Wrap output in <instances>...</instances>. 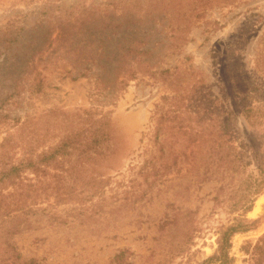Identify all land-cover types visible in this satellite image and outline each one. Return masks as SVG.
<instances>
[{
  "label": "rangeland",
  "instance_id": "374dc122",
  "mask_svg": "<svg viewBox=\"0 0 264 264\" xmlns=\"http://www.w3.org/2000/svg\"><path fill=\"white\" fill-rule=\"evenodd\" d=\"M104 16L118 35L100 33ZM129 18L142 22L140 33L152 36L150 44L162 41L146 61L142 57L134 77L117 84V69L135 65L112 59L126 44ZM98 44L105 45L110 74L97 75L103 62L91 57ZM244 92L264 102V0H0V140L4 131L15 140L26 116L32 126L48 111L52 119L91 112L111 120L118 148L113 160L88 169L75 157L62 160V191L70 190L71 198L62 196L57 205L49 203L52 196L38 200L33 208L46 209L32 217L42 220L21 233L12 232L15 219L0 222V260L3 247L13 255L14 243L53 264H116L111 258L120 250L132 264L202 261L234 215L228 206L242 192L243 178L257 161L264 165V125L253 128L243 117L238 97ZM158 117L167 125L163 142L162 129L155 137ZM227 118L246 162L239 170L238 158L221 164ZM50 130L48 139L57 141V130ZM199 134L201 150L193 145ZM53 171L48 167L45 181ZM96 171L103 181L92 190ZM262 194L264 188L248 217L264 213V200L251 213ZM79 220L107 236L67 228ZM263 232L264 216L254 229L232 236L233 264H243L240 246ZM187 233V250L175 254L173 246Z\"/></svg>",
  "mask_w": 264,
  "mask_h": 264
},
{
  "label": "trees",
  "instance_id": "16d2710c",
  "mask_svg": "<svg viewBox=\"0 0 264 264\" xmlns=\"http://www.w3.org/2000/svg\"><path fill=\"white\" fill-rule=\"evenodd\" d=\"M96 21L98 20L96 19L94 22ZM98 22L101 26L100 33L107 39L110 38L112 34H119L114 24L111 23L110 17L104 16ZM141 23L142 22L139 20L130 18L125 23V28L127 30L125 33V38H127L125 39L126 44L122 45L118 52L114 53L112 59L117 62L123 57V61L128 60L129 62H135V65L134 67L130 66L124 69H117L119 72V76H117V78L119 77V81H117V84L124 83L127 79L134 77L142 57L145 55L144 60L146 61V58L152 54V48L162 41L160 38L154 39L150 44L149 39L152 38V36L147 34V31L145 34L146 36L140 33L142 32ZM119 26L120 24L118 27ZM102 39L103 38H100V41L106 40ZM147 42L149 43L148 45ZM104 53L105 45H96L91 59H95L100 63L103 62L102 66H100L101 70L97 72V75H102V73L110 74L111 72L104 66L106 64V61L102 59L105 56ZM147 69H149L150 73L157 72L151 70L150 67H147ZM147 69H142V72ZM248 95L247 92H244L238 97L241 113L249 125L253 128H260L264 125V102L260 100L250 101L247 99ZM50 113L51 112L48 111L40 120L37 119L32 123V126H30L31 119L29 116H26L21 123L17 125L18 134L15 140L11 138L10 131H4L5 135L0 140V222L3 225L7 221L15 219L13 233H21L24 228L31 225L30 222H32V220H42L41 216L32 217V214L37 213L36 210L42 211L46 209L45 207L33 208V206L38 203V200L42 199V201H49V197L52 196L53 201H49V203L57 205L62 203V196L71 198L66 195L71 193L70 190H67L70 187L69 184L63 185V188L68 192L62 191V160L67 162L75 157L76 160L79 161L80 168L82 169L89 163H95L101 166V164H103L101 162L108 159L113 160L118 150L116 146V135L114 130L112 131L113 127L110 123L111 120L107 116L101 114L98 117H94L93 113L85 112L83 115L72 113L71 116L65 115L63 117L62 115L54 114L52 119V116L49 115ZM0 118H3V116H0ZM3 122V120H0V123ZM40 123L43 124V127L39 126ZM35 124L38 125L35 126ZM48 124L52 125L49 126ZM155 127L156 139L160 134L158 129L163 130V142L167 136V125H165L162 117H158ZM39 129L43 131L40 132ZM50 129L57 130L58 138L55 142L48 139L49 133H54V131ZM232 132L231 122L227 118L224 122L223 131L225 148L227 151L223 154L221 164L227 166L231 161L233 162L238 158L239 163L235 165V168L239 170L240 167L244 168L246 166V162L243 161L242 152L238 151L235 147ZM186 139H189L187 135ZM198 139L199 140L193 142V145H198L200 149L201 143H203V141H201V134H199ZM47 140H49V144L42 145L45 144L44 142ZM103 141L111 142V147H101L100 145ZM39 145H41V149L36 150ZM161 146L163 145H160L159 151L163 149ZM186 148L187 146L185 145L182 152H185ZM163 152L164 151L161 153ZM170 153L176 155L175 149L170 150ZM205 154L207 153L205 152ZM166 165L169 166V164ZM48 167L52 168L54 171L49 180L45 181ZM95 173V176L91 178L93 180L92 183H94L90 185V188H93L92 190L99 187L98 184L103 181L100 178L99 172L96 171ZM96 180L98 184H95ZM243 182L244 187L242 188V192L233 196L228 206L230 212H233L234 215L226 224L221 225L216 232L215 250L197 264H233L235 256L230 253L232 236L236 233H244L254 229L264 216V213L262 216L256 218L247 216V212L251 210L255 199L264 188V165L257 161L251 171L245 175ZM81 184L85 185L86 182ZM87 190L90 189L87 188ZM68 226V229L81 227L83 231L96 237L100 235L103 236L104 232H106V230L101 227L84 225V220H79L77 225L72 221ZM7 229L8 227H6L5 230L7 231ZM10 236L9 233V237ZM104 236L107 235L105 234ZM189 240L190 234L188 233L178 238L173 246V250H176L175 254L186 251L189 246ZM8 246L10 245L7 244V248ZM11 247L13 248V255H8V249L3 247V258L0 260V264H53L51 260L45 257H38L34 251L32 252L29 250L30 253H24L25 250L22 249L20 245L13 243ZM240 251L244 255L242 257L243 264H264V232L261 233L255 241H245L240 246ZM126 258L127 257L123 255V250H120L118 253H115L111 259L115 261L116 264H132V262Z\"/></svg>",
  "mask_w": 264,
  "mask_h": 264
},
{
  "label": "bare ground",
  "instance_id": "6f19581e",
  "mask_svg": "<svg viewBox=\"0 0 264 264\" xmlns=\"http://www.w3.org/2000/svg\"><path fill=\"white\" fill-rule=\"evenodd\" d=\"M264 200V194H262L258 199H257V201H256V205L254 206V208H253V210H252V212L251 213H255V212H257L258 210H259V204H260V202L261 201H263Z\"/></svg>",
  "mask_w": 264,
  "mask_h": 264
}]
</instances>
